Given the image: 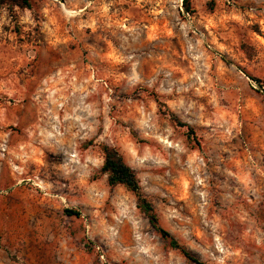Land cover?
Listing matches in <instances>:
<instances>
[{"label":"rangeland","instance_id":"obj_1","mask_svg":"<svg viewBox=\"0 0 264 264\" xmlns=\"http://www.w3.org/2000/svg\"><path fill=\"white\" fill-rule=\"evenodd\" d=\"M191 2L0 6V264H195L106 144L197 258L264 264V0Z\"/></svg>","mask_w":264,"mask_h":264},{"label":"trees","instance_id":"obj_2","mask_svg":"<svg viewBox=\"0 0 264 264\" xmlns=\"http://www.w3.org/2000/svg\"><path fill=\"white\" fill-rule=\"evenodd\" d=\"M9 5L19 7L22 9H29L32 6V0H0V6ZM183 7L187 13L192 12L191 0H183ZM256 83L261 84V80L252 78ZM171 120L180 127H188L190 134H193L192 128L183 123L175 114L170 113ZM102 152L104 154V164L101 168V173L108 177V183L112 187L122 186L137 197V207L150 220V223L161 235V237L170 243V246L180 251L187 259L195 264H206L197 258L191 251L182 246L180 242L172 235L171 232L162 228L159 223V218L155 213L151 202L145 197L140 181L135 171L124 161L118 148L110 145H102ZM70 216L80 217L79 212L74 210H66Z\"/></svg>","mask_w":264,"mask_h":264}]
</instances>
